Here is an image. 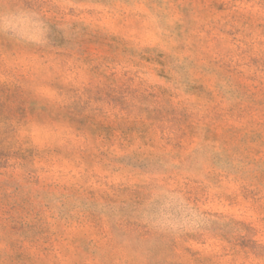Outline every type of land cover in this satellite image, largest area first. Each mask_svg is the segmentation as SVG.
<instances>
[{
	"label": "rangeland",
	"instance_id": "obj_1",
	"mask_svg": "<svg viewBox=\"0 0 264 264\" xmlns=\"http://www.w3.org/2000/svg\"><path fill=\"white\" fill-rule=\"evenodd\" d=\"M0 264H264V0H0Z\"/></svg>",
	"mask_w": 264,
	"mask_h": 264
}]
</instances>
